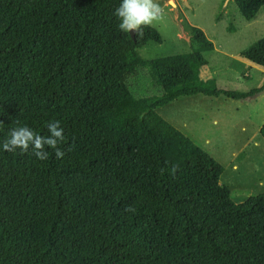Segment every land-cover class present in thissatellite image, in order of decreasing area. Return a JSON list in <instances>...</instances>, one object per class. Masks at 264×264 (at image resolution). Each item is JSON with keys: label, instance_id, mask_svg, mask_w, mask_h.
I'll return each instance as SVG.
<instances>
[{"label": "trees", "instance_id": "obj_1", "mask_svg": "<svg viewBox=\"0 0 264 264\" xmlns=\"http://www.w3.org/2000/svg\"><path fill=\"white\" fill-rule=\"evenodd\" d=\"M232 1L247 21L264 6ZM120 2L0 0V145L17 121L64 130L63 158L0 147V264H264V192L234 202L221 163L156 111L198 93L245 100L264 85L201 79L214 45L196 26L189 52L142 58L161 35L120 31ZM240 55L264 67V36ZM137 67L160 94L130 91Z\"/></svg>", "mask_w": 264, "mask_h": 264}, {"label": "rangeland", "instance_id": "obj_2", "mask_svg": "<svg viewBox=\"0 0 264 264\" xmlns=\"http://www.w3.org/2000/svg\"><path fill=\"white\" fill-rule=\"evenodd\" d=\"M159 3L164 9V19L154 22L151 26L160 33L161 42L149 41L140 47L138 53L144 59L189 52V29L192 26L200 28L213 45L216 44L225 50L227 56L238 54L239 50H243L264 36V7L256 15V23L253 22L250 26L232 0H159ZM218 15L220 18L217 17ZM230 23L235 28L233 31L228 30ZM205 55L208 63L206 67L210 71L216 70V83L221 89L246 91L252 85L256 86L255 80L261 76L258 73L254 78L239 76L238 71L231 67L230 58L228 59L227 56L215 51ZM127 83L130 91L137 97L160 94L161 87L151 82L145 68L137 67L135 73L127 77ZM190 102L193 109L209 111L213 107V111L217 114L218 123L212 128L200 127L199 121L195 120L189 110L183 115L188 119L191 116L192 123L187 124L196 142L190 139L226 167L220 181L230 189L231 199L239 203L250 195L264 192L263 153H256L254 157H250L242 166L245 172H242L243 168L233 171L228 167L233 158L232 152L242 142L236 119L239 110L237 105L224 101L210 105L195 99ZM262 105L264 106V98L261 108ZM162 111L169 112L171 108ZM239 114L243 116L242 113Z\"/></svg>", "mask_w": 264, "mask_h": 264}, {"label": "crops", "instance_id": "obj_3", "mask_svg": "<svg viewBox=\"0 0 264 264\" xmlns=\"http://www.w3.org/2000/svg\"><path fill=\"white\" fill-rule=\"evenodd\" d=\"M255 21L256 16L253 19L249 20L248 23L251 26V24H253V22ZM211 51H215L224 56H227L225 54V50L216 44H214V48ZM211 51L204 52L203 55L206 57L205 54ZM241 51L242 50H239L238 54L236 55L227 56L228 59L230 58L229 60L231 67L238 71L237 73L239 76H243L246 78H254V75H256V73L261 75L255 80L256 86L252 85V87L246 91L261 87L262 85H264V67H261L242 57L240 55ZM207 64L208 63H206L200 68L199 77L204 80L209 78H215L216 80V70L210 71V69H207L206 67ZM263 98L264 92L260 93L255 97L253 96L252 98H248L245 100H234L222 95L218 97H207L203 94L198 93L189 96H179L174 101L158 107L156 111L161 117L165 118V120L171 123L178 130H180L184 135L196 142L193 133L192 131H190L189 126L187 124L192 123L191 116L188 119L184 117L183 114H185V112L189 110L195 120L199 121L198 123L201 125L200 127H215L218 123V120L217 114L213 111V107L209 111L199 110L195 108L193 109L190 102L191 100L195 99L198 102L209 103L210 105H216L218 101L230 102L237 105V109L239 110L236 119L238 121V132L242 138V142L241 145L237 149H235L234 152H232L233 158L231 159L232 161L228 164V167L231 168V170L237 171L238 169L243 168L242 166H244L248 162L251 156L254 157L256 153L264 154V139L259 133V128L264 123V106L262 105L263 107L261 108V102ZM168 107L171 108V111H162L163 109ZM259 110H262V112ZM239 112L242 113L243 116H240ZM225 171L226 167H224L223 173H225ZM245 171L246 170L243 168L242 172Z\"/></svg>", "mask_w": 264, "mask_h": 264}, {"label": "clouds", "instance_id": "obj_4", "mask_svg": "<svg viewBox=\"0 0 264 264\" xmlns=\"http://www.w3.org/2000/svg\"><path fill=\"white\" fill-rule=\"evenodd\" d=\"M115 17L118 19V27L124 33H135L142 35L145 27L153 25L164 19V9L159 0H121L119 6L115 9ZM17 126L9 131L8 138L2 142V149L6 152L14 153L18 149L21 152H29L40 161L48 159L49 153L45 147L54 149L55 156L63 158L64 152L58 146L64 140V130L60 127L59 121L49 122L47 125L49 135L42 136L37 134L27 126ZM178 166H173L175 170ZM264 185V182H262ZM134 212L135 209L128 207L125 209Z\"/></svg>", "mask_w": 264, "mask_h": 264}, {"label": "water", "instance_id": "obj_5", "mask_svg": "<svg viewBox=\"0 0 264 264\" xmlns=\"http://www.w3.org/2000/svg\"><path fill=\"white\" fill-rule=\"evenodd\" d=\"M131 37L134 38L135 33H130ZM264 92V88L262 90H260L255 96L259 95L260 93ZM254 96V97H255Z\"/></svg>", "mask_w": 264, "mask_h": 264}]
</instances>
